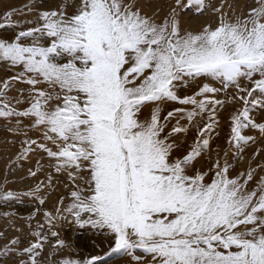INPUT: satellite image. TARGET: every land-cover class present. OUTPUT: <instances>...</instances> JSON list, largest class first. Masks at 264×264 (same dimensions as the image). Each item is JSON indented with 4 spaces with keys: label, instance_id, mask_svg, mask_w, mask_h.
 <instances>
[{
    "label": "snow or ice",
    "instance_id": "6c2138e0",
    "mask_svg": "<svg viewBox=\"0 0 264 264\" xmlns=\"http://www.w3.org/2000/svg\"><path fill=\"white\" fill-rule=\"evenodd\" d=\"M191 3L202 7L204 0ZM257 3L247 20H221L215 29L193 35L181 32L175 12L156 24L126 0H77L71 16L41 14L43 28L0 42V59L22 65L34 77L16 79L32 88L39 81L59 87L55 96L35 93L19 116L34 117L45 128L57 150L37 147L59 161V168L87 172V188L72 193L76 202L69 212L75 209L80 227L106 230L115 254L140 249L158 264H264V187L248 191L247 180L230 179L219 164L205 183V176L190 174V168L208 148V138L174 159L169 139L187 129L175 126L162 135L174 114L161 120L158 108L150 119L139 118L144 107L165 101L191 104L199 112L219 104L176 94V83L186 77L211 78L247 93L231 128L236 146L247 144L243 132L256 127L250 113L264 107V0ZM29 37L32 46H22ZM42 39L49 46L37 43ZM241 80L253 87H240ZM215 91L205 85L197 95ZM51 100L57 106L47 109ZM197 114L185 113L189 120ZM212 129L209 123L198 135ZM35 143H28L29 149ZM82 214H87L83 220Z\"/></svg>",
    "mask_w": 264,
    "mask_h": 264
},
{
    "label": "rangeland",
    "instance_id": "374dc122",
    "mask_svg": "<svg viewBox=\"0 0 264 264\" xmlns=\"http://www.w3.org/2000/svg\"><path fill=\"white\" fill-rule=\"evenodd\" d=\"M76 2L0 0V42L11 43L22 31L43 28L41 14L59 12L71 16ZM126 2L132 3L135 10L156 24H162L175 12L181 32L193 35L207 27L215 29L221 20L232 24L247 20L249 13L260 6L257 0H204L202 7L192 4L191 0ZM37 43L49 46L45 39ZM22 46H32L31 37L25 39ZM22 76L34 78L32 74L24 72L22 65H12L0 59V113H11L0 115V264H88L93 258H99L98 264H158L155 257L140 249L117 255L111 251L113 245L106 230L80 227L74 222L75 209L69 212L76 202L72 193H80L87 188L84 179L87 172L59 168V161L48 157L45 151L37 147L40 145L57 150L56 145L47 138L45 128L39 126L34 117L19 116V113L31 107L36 99L35 93L45 92L55 96L60 89L43 81L32 88L16 79ZM239 83L242 88L253 87L246 80ZM205 85L216 90L215 94L197 95ZM175 88L181 99L195 98L197 101L220 103L209 104L204 112H199L191 104L167 101L142 109L139 114L141 121L150 119L157 108L161 120H165L169 113L174 114L166 122L162 133L164 136L175 126L187 129L169 139L175 149L173 158H183L191 151L190 146L194 142L208 138L209 146L191 166L190 174H202L205 183H210L219 164L221 168L227 167L230 179L241 183L247 180L248 191L264 187V132L259 131L264 127V107L252 109L250 116L256 127H249L243 132L249 142L237 147L231 132L232 120L237 112L245 108L240 97H247L246 92L238 91L235 85L228 86L205 77H186L183 82L176 83ZM253 98L261 99L257 93H253ZM57 103L56 100L48 101L46 107L52 109ZM190 112L198 114L189 120L185 113ZM210 115L215 116V121L209 119ZM209 123L213 129L200 137L198 130ZM32 141L36 143L29 149L28 143ZM82 194L86 195L87 192ZM6 196L8 199H5ZM86 216L82 214L81 220ZM13 241L16 243L13 244ZM33 244H40V248L32 249Z\"/></svg>",
    "mask_w": 264,
    "mask_h": 264
}]
</instances>
